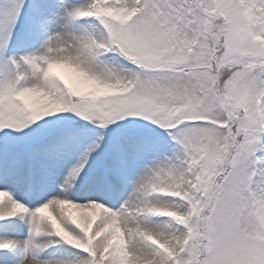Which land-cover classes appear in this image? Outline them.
<instances>
[{
    "label": "snow or ice",
    "instance_id": "obj_1",
    "mask_svg": "<svg viewBox=\"0 0 264 264\" xmlns=\"http://www.w3.org/2000/svg\"><path fill=\"white\" fill-rule=\"evenodd\" d=\"M0 264H264V0H0Z\"/></svg>",
    "mask_w": 264,
    "mask_h": 264
}]
</instances>
